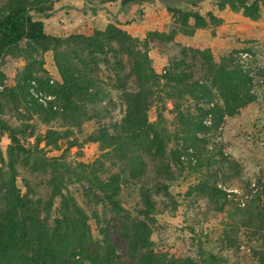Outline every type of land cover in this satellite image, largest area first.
Masks as SVG:
<instances>
[{"label": "trees", "instance_id": "16d2710c", "mask_svg": "<svg viewBox=\"0 0 264 264\" xmlns=\"http://www.w3.org/2000/svg\"><path fill=\"white\" fill-rule=\"evenodd\" d=\"M58 1L0 7V66L25 62L16 83L0 92L7 102L0 114L23 115L17 125L0 116V264H264V178L253 179L216 149L206 136L212 127L189 111L202 99L208 107L215 101L206 110L214 121L225 111L235 115L258 100L251 79L207 48L183 47L164 73L150 55L152 43L192 41L219 25L213 8L200 12L206 1L264 21V0H102L119 2L124 16L153 6L173 15L171 31H148L144 39L119 22L91 36L50 34L46 21L57 16ZM94 7L93 14L102 9ZM50 51L60 75L52 83L44 62ZM107 51L124 56L134 83L104 104L96 71ZM188 56L206 71L203 80ZM32 80L49 91L48 106L31 97ZM89 144L99 152L91 160ZM234 188L241 193L227 191Z\"/></svg>", "mask_w": 264, "mask_h": 264}, {"label": "rangeland", "instance_id": "374dc122", "mask_svg": "<svg viewBox=\"0 0 264 264\" xmlns=\"http://www.w3.org/2000/svg\"><path fill=\"white\" fill-rule=\"evenodd\" d=\"M101 2L102 0H59L55 3V8L58 10L57 16L55 19L46 21L47 32L64 37L73 33L91 36L95 31L105 29L108 24L119 22L118 26L144 39L148 31L169 32L175 25L173 15L165 9H158L155 6L134 7L128 16H124L119 13V2ZM5 3L6 0H0V7ZM105 5L109 8L108 12L103 9ZM94 6L102 9L97 14H93ZM212 8L215 15L222 20L219 25H213L210 29L198 30L192 41L178 36L175 42L169 45L152 43L150 55L156 70L164 73L170 60L183 57V47L207 48L210 49L217 62L227 56L229 59L231 57L229 60L231 66H237L246 73L248 80L251 79L248 85L251 88L250 93L257 96L258 100L243 107L233 116L227 115L225 111L218 122L214 121L212 114L206 115V110L213 107L215 101L210 107L206 100L201 99L199 105L194 101L190 102L189 111L195 118L203 120L205 124L212 127V131L206 133V136L210 137V143L215 142L216 149L242 162L246 173L253 179L264 178V21H251L228 6L221 10L217 5L212 6L211 1L203 3L199 10L207 14ZM107 45L108 48H115L113 44ZM44 60L48 77L52 83L60 78L54 53L47 52ZM187 62L195 76L203 80L206 71L202 70L194 56H188ZM99 65L100 69L96 71V74L106 92L104 104L110 99L119 101L118 96L121 94V89H128L134 83V77L129 72L130 64L124 56L120 54L113 56L107 51L99 55ZM24 66L23 60L0 66V92L4 90L5 85L11 86L16 83V78ZM111 66H114L116 72L111 69ZM26 87L33 99L48 106V101L52 98L49 97V91L44 86L41 87L37 80H32L27 83ZM35 91L37 96L33 94ZM217 101L221 103L222 100L217 97ZM0 104L7 106V102L2 97H0ZM200 108H204L205 111H201ZM14 112H7L6 115L0 114V116L12 125L20 124L23 115L19 120L18 113L15 110ZM154 115L151 113V118H154ZM198 132L201 137H205V134ZM8 143V139L2 140L4 150ZM210 149L213 147L210 146ZM85 151L87 160L93 159L99 153L96 144L86 145ZM184 158L195 162L194 156L184 154L182 159ZM227 191L241 193L236 188L227 189ZM175 223L177 224V220ZM168 238H172L169 241L170 245L175 243L173 236ZM172 249L177 254L183 250L180 244L174 245Z\"/></svg>", "mask_w": 264, "mask_h": 264}, {"label": "built area", "instance_id": "2783aa9c", "mask_svg": "<svg viewBox=\"0 0 264 264\" xmlns=\"http://www.w3.org/2000/svg\"><path fill=\"white\" fill-rule=\"evenodd\" d=\"M34 94V96H37V93H36V91L33 93ZM51 98V97H50Z\"/></svg>", "mask_w": 264, "mask_h": 264}]
</instances>
